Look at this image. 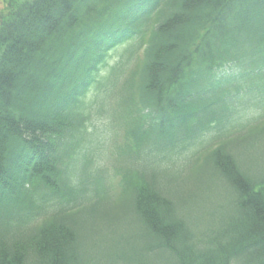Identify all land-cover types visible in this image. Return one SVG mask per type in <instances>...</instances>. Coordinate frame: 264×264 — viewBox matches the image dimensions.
<instances>
[{
	"label": "trees",
	"instance_id": "16d2710c",
	"mask_svg": "<svg viewBox=\"0 0 264 264\" xmlns=\"http://www.w3.org/2000/svg\"><path fill=\"white\" fill-rule=\"evenodd\" d=\"M10 5L0 264H264V0ZM189 161L196 197L228 200L211 226L163 176Z\"/></svg>",
	"mask_w": 264,
	"mask_h": 264
},
{
	"label": "rangeland",
	"instance_id": "374dc122",
	"mask_svg": "<svg viewBox=\"0 0 264 264\" xmlns=\"http://www.w3.org/2000/svg\"><path fill=\"white\" fill-rule=\"evenodd\" d=\"M17 1H26V0H17ZM10 2H15V0H0V20L1 18H3V16H5L11 5ZM122 50V49H121ZM121 50L112 53L111 54V58L108 62L109 67H111V65L115 62V56H119V54L121 53ZM100 127L104 126V127H109L108 124L106 123H102V124H98ZM252 141V140H251ZM233 147H236L235 145H232ZM244 147H237V152L240 153V159L242 161H247L250 164H252L259 155V152H257L258 148L257 147H246L245 149H243ZM94 156H96V154H94ZM187 156V155H186ZM202 156H204V154L199 156V160L197 161L196 159L193 160L194 163V168L197 167L196 165L201 163L202 160ZM107 157L109 158L108 161H106L104 164H106L107 162H109V160H111V157L109 156V154L107 153ZM263 157V156H262ZM185 161V159H184ZM183 161V162H184ZM196 161V162H195ZM190 163L187 165L186 164H182L183 168H179L178 166H168V170L169 173H163V176L166 178H171L174 177L177 181V184L179 186V188L181 189V191H187L190 190L193 194V201H192V205L190 204V202L187 203V211L188 214L190 215L191 218L193 219H197L198 222L200 223V226H211L212 224H214L217 220L218 217L214 218V215H216V213H218L217 210V203L220 202L222 204H226L227 203V199L225 198V196L223 194H218L220 192V190L218 188H215V194L210 197L207 193L200 195L199 198L196 197L195 195V189H198V185L193 181V179L195 178V173H193V171H190V169H192V166H190V164L192 163V161H189ZM141 164V163H140ZM177 164V163H175ZM152 166H156V165H151L146 163L145 165H143V168L146 170V173H155L156 175H158V173L160 172V170L155 171L152 170L149 167ZM185 166V167H184ZM191 167V168H189ZM254 170H256L255 167H253ZM155 171V172H154ZM158 172V173H157ZM183 174V175H182ZM184 176L183 178L180 176ZM179 178H181V180H178ZM186 178L188 179V181L186 180ZM180 184V185H179ZM174 187V185H172ZM194 203V204H193Z\"/></svg>",
	"mask_w": 264,
	"mask_h": 264
}]
</instances>
